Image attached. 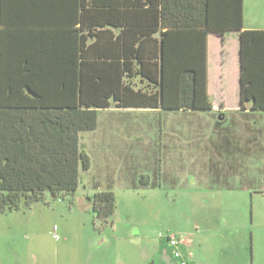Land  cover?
I'll return each mask as SVG.
<instances>
[{
    "label": "trees",
    "instance_id": "16d2710c",
    "mask_svg": "<svg viewBox=\"0 0 264 264\" xmlns=\"http://www.w3.org/2000/svg\"><path fill=\"white\" fill-rule=\"evenodd\" d=\"M242 21L243 0H0V215L74 195L100 108L264 113ZM87 199L101 231L115 195Z\"/></svg>",
    "mask_w": 264,
    "mask_h": 264
},
{
    "label": "rangeland",
    "instance_id": "374dc122",
    "mask_svg": "<svg viewBox=\"0 0 264 264\" xmlns=\"http://www.w3.org/2000/svg\"><path fill=\"white\" fill-rule=\"evenodd\" d=\"M243 14L244 28L264 27V0H243ZM142 116L147 120L153 114ZM237 116L240 122L232 115L218 118L211 113L156 111L158 130L144 124L146 133L137 132L121 141L120 153L125 144L137 143L138 150L125 155L124 167L116 165L113 170L123 169L133 177L147 174L151 180L153 175L155 183L144 186L140 176L135 188L125 184L112 189L118 208L112 227L95 230L90 210L74 204L72 197L49 204L37 202L0 215V261L96 264L92 261L99 258V264H180L182 257L173 254L180 249L185 250L189 264H264V221H255L253 226L244 221L252 210L246 192L224 185L238 181L236 168L222 169L227 151L232 153L237 143L264 133V118L255 120L259 117L249 113ZM156 137H161V148L153 144ZM88 156L96 168L93 154ZM89 172L97 171L91 168ZM111 179L117 181V174L106 178L110 183ZM253 212L264 215V202L255 203ZM251 232H259L253 244ZM91 234H95L93 239ZM167 235L182 242L171 246ZM67 236L74 238L72 244H65Z\"/></svg>",
    "mask_w": 264,
    "mask_h": 264
},
{
    "label": "crops",
    "instance_id": "0c3cea01",
    "mask_svg": "<svg viewBox=\"0 0 264 264\" xmlns=\"http://www.w3.org/2000/svg\"><path fill=\"white\" fill-rule=\"evenodd\" d=\"M243 17H244V14H243ZM243 21H244V18H243ZM243 21H242V27L244 30H264V27H260L257 29H246L244 28ZM145 83H147L146 80H143L142 82H140V85L145 84ZM158 110L164 111L160 107L118 108V107H115L113 104L108 107L98 109L96 128L92 131L80 132L79 134V144L81 148L87 154L91 152L93 154L94 162L96 163V168H94L92 166L91 157L89 156L90 157L89 169L92 168L94 169V171H97V172L93 173L92 175H89L90 173L89 169L85 171L86 173L81 172L79 186L76 192L74 193V195L72 196L74 200V204L78 203L81 205V209L88 208L91 212V202L89 199H87V196L96 191H102V190L112 191L114 187L122 186L125 184L135 188L137 187V184H134V183L136 181H141L140 176H143L142 184L144 186L151 185V181L155 183V181L153 180V175H152V180H151L150 176L147 174H141L138 176L135 175L133 177L128 174L129 172L125 173L123 169L122 170L118 169V172H116V170L114 172L113 170L116 165H121L122 167H124L125 155L126 154L128 155L131 152H135L138 150L137 143H135V145H129V146L125 144L120 153L118 148L120 146L121 141L123 140L128 141L129 138L132 137V134H135L137 132L146 133L147 132L145 129L146 125L144 124H147V125L151 124L156 130H158L156 127V124L154 123L155 122V112ZM111 112L115 113L114 116H110V117L103 116V115H106V113H111ZM164 112L181 113V112H199V111H164ZM146 113H149L150 116L151 114H153V117L151 116L150 119L142 120L143 119L142 114H146ZM200 113H211V114L216 115L213 112H200ZM241 113H249V114H254L258 116L259 118L255 120H260L264 118V113L252 112L248 109L245 111L238 112V113H226L225 115H232V117H235L236 120L240 122V119L237 118L238 117L237 115ZM224 116L219 117L218 115H216V117L218 118H223ZM113 125H117V127L113 128ZM257 134H260V135L251 137L249 139L246 138L245 140H242L241 142L237 143V145L232 148V151H231L232 153H229L227 151L226 154H224V156L222 157L223 162L224 161L226 162L222 166V169L223 168H236L235 175H237L238 177V181L235 183L234 182L224 183L225 187L227 189L237 188L238 190L245 191L247 195L246 199L249 200V203L252 206V208H250L252 210H250L244 216L245 218L244 221L248 222L249 226H253L255 221H260V220L264 221V215H258V214L255 215L254 214L255 212H253V205L255 203L257 204V203L264 202V133H257ZM153 135L156 136L155 133ZM145 138L149 139V136L145 135ZM152 141H153V144H155L154 142H156V144L158 145V148L162 147L163 143L161 144L162 142L161 137L160 138L156 137V139H153ZM86 142L91 143V144L86 145ZM119 155L123 156V158H121ZM103 164H109L110 167H107V168L101 167L100 165H103ZM159 167H160V161L158 163V168ZM107 171L110 172L109 175L106 174ZM113 173L117 174V181L114 180L113 182L111 179L112 182L110 183V181L106 180V178L108 176H111ZM226 181H228V179ZM122 188H125V186H123ZM122 193L125 194V192H122ZM78 194H79V198L77 199L75 195H78ZM128 196H129V193H128ZM117 209L118 208L116 207V211ZM115 212L113 213V215L115 214ZM113 215L111 216V223L108 225L111 227L113 226V223H114ZM77 217L80 218L81 216L78 215ZM121 226L124 227L126 230L125 223H122ZM162 234H163L162 231L158 232L159 236H161ZM94 235L95 234H91L92 239L94 238ZM169 237H175V236L167 235L166 236L167 241ZM250 237H251V242L253 244L254 237L259 238V232L258 234L257 233L254 234V232H251ZM65 241H66L65 244L69 245L74 242V238L67 236L65 237ZM180 241L182 242V239H177L176 245ZM256 242H258V239L256 240ZM176 245H174V247H176ZM176 252L179 253V258L182 257L180 264L181 262H184L185 264H189L188 259H186L184 255L185 250L180 251V249H178ZM189 253H190V250H187L188 255ZM92 262L99 264V258L93 260ZM195 263L196 262H194L193 264ZM0 264H4V263L0 261Z\"/></svg>",
    "mask_w": 264,
    "mask_h": 264
},
{
    "label": "built area",
    "instance_id": "2783aa9c",
    "mask_svg": "<svg viewBox=\"0 0 264 264\" xmlns=\"http://www.w3.org/2000/svg\"><path fill=\"white\" fill-rule=\"evenodd\" d=\"M168 242L170 245L174 246L176 245L177 239L175 237H169ZM175 257H179L178 252H174ZM181 264H185L184 262H181Z\"/></svg>",
    "mask_w": 264,
    "mask_h": 264
}]
</instances>
